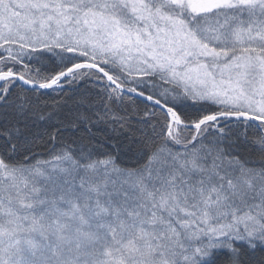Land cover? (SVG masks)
Here are the masks:
<instances>
[{"label":"snow or ice","instance_id":"obj_1","mask_svg":"<svg viewBox=\"0 0 264 264\" xmlns=\"http://www.w3.org/2000/svg\"><path fill=\"white\" fill-rule=\"evenodd\" d=\"M0 264H264V0H0Z\"/></svg>","mask_w":264,"mask_h":264}]
</instances>
